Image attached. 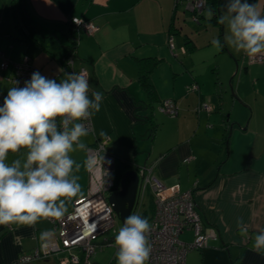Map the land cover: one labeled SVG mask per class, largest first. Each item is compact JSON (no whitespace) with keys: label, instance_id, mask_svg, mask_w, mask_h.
I'll return each instance as SVG.
<instances>
[{"label":"crops","instance_id":"0c3cea01","mask_svg":"<svg viewBox=\"0 0 264 264\" xmlns=\"http://www.w3.org/2000/svg\"><path fill=\"white\" fill-rule=\"evenodd\" d=\"M211 1L196 19L187 0H0V64L28 56L41 75L59 82L66 73L70 19L93 22V34L79 28L74 57L75 69L87 71L89 95H104L89 135L82 138L88 148L108 138L107 151L120 172L154 165L162 185L193 191L202 224L217 237L189 251L184 264H264V255L252 250L264 227V63L227 45L220 50L212 45L215 38L223 44L225 28L206 10L212 8L219 18L226 0ZM249 2L264 10V0ZM147 72L154 90L149 97L140 82ZM11 75V67L0 69V106L14 87L6 80ZM230 78L233 95L222 89V79ZM165 99L174 100L177 114L161 115L157 109L152 134L146 117ZM204 103L213 108L210 113L194 111ZM89 154L72 155L82 163ZM14 158L10 153L8 162ZM78 175L82 194L66 202L65 214L86 194L87 169L82 166ZM151 202L148 197L141 212L148 220ZM237 217L247 225L246 236L237 229ZM44 230L52 227L43 219L34 226H0V264L47 249L39 239ZM181 239L190 242L192 232ZM54 241L55 235L49 242Z\"/></svg>","mask_w":264,"mask_h":264},{"label":"clouds","instance_id":"9594fccd","mask_svg":"<svg viewBox=\"0 0 264 264\" xmlns=\"http://www.w3.org/2000/svg\"><path fill=\"white\" fill-rule=\"evenodd\" d=\"M212 8L206 10L210 19ZM218 23L225 28L223 44L249 60L264 55V10L249 0H226ZM8 89L0 106V226H34L48 219L59 220L67 211L66 202L82 194L78 173L82 166L92 170L96 155L81 163L73 158L78 151L90 152L84 139L89 135L86 121L101 110L102 92L89 95L85 74L64 73L57 82L33 72L24 86ZM105 133L100 132L103 136ZM23 150V151H22ZM17 158L8 162L9 154ZM104 161V156L102 158ZM241 235L248 229L243 217L236 218ZM152 226L146 217L130 214L115 235L117 264H148ZM52 230L40 233L41 246L53 239ZM252 250L264 255V227L252 240Z\"/></svg>","mask_w":264,"mask_h":264},{"label":"built area","instance_id":"2783aa9c","mask_svg":"<svg viewBox=\"0 0 264 264\" xmlns=\"http://www.w3.org/2000/svg\"><path fill=\"white\" fill-rule=\"evenodd\" d=\"M187 7L197 19L207 7V0H187ZM70 21L77 32L79 28H83L88 34H93L97 29L93 22L79 17H72ZM77 44L78 38L76 37L72 50L65 57L64 69L66 73H83L87 78V71L84 67L78 69L74 67ZM170 47L173 48L172 43ZM251 62L264 63V55H258ZM8 67H11L12 75L6 80L14 86L18 81L20 87H23L24 82L31 78L33 72H39L28 56H23L18 62L8 60L1 62V70ZM195 109L197 113L213 110L206 103L200 104ZM158 111L174 116L177 114V107L174 100L165 99L158 106ZM85 123L90 130V120ZM108 141V138L99 139L90 149V154L98 157V163L92 170H87L86 194L76 198L71 210L59 220L48 219L55 233V241L48 242L45 250L38 247L31 253L21 254L14 264H31L36 260L48 258L53 253L63 252L67 253V256L60 258L57 264H91L94 262L98 248L95 243L96 239L112 229L118 218L109 200V196L118 191L119 183L115 180V157L107 151ZM103 156L104 161L99 159ZM137 169L139 183L130 214L141 215L146 205V198L151 197L152 213L149 222L152 226L150 235L152 252L148 263L184 264L187 253L207 247L208 241L217 237L216 231L212 228H205L202 224L192 190L182 192L177 187H165L153 174L154 165H143ZM186 231L192 232L190 242H184L181 239V235ZM73 250H78L80 254H74ZM116 252L115 247V254Z\"/></svg>","mask_w":264,"mask_h":264},{"label":"water","instance_id":"95a60500","mask_svg":"<svg viewBox=\"0 0 264 264\" xmlns=\"http://www.w3.org/2000/svg\"><path fill=\"white\" fill-rule=\"evenodd\" d=\"M232 89V88H231ZM139 183L138 169L135 170H126L122 173L119 189L118 191L113 192L109 196L110 202L113 204L114 211L117 214L118 219L120 220L122 226L124 218L130 215L131 210L134 205L136 192ZM115 236L110 237L107 240H103L100 243H96L98 246L109 245L114 243ZM91 264H100L94 261Z\"/></svg>","mask_w":264,"mask_h":264},{"label":"rangeland","instance_id":"374dc122","mask_svg":"<svg viewBox=\"0 0 264 264\" xmlns=\"http://www.w3.org/2000/svg\"><path fill=\"white\" fill-rule=\"evenodd\" d=\"M221 82H222V89L224 90V92H226L227 94L233 95L234 92H233V86H232L231 78L228 79V81H224L222 79ZM153 112H154V115H160L161 114V113L160 114L158 113L156 105L153 107ZM227 114H228V112H227ZM120 178H121V176L119 177V179ZM115 180L117 181L118 179L115 178ZM147 198H146V200H147ZM120 227H122V224H121L120 220L117 218L116 222H115V226L112 229L103 233L101 236H99L96 239L95 243H100L104 239H109L110 237L115 236L118 233V230ZM73 253L78 254V255L80 254V252L78 250H73ZM114 254H115L114 243L109 244V245L98 246L97 252H96L95 257H94V261H96L100 264H111L110 261H111V258L113 257ZM66 256H67V253H65V252L59 253V254L53 253L49 257V259H50L49 262L46 264H57V262L60 258H64ZM116 262H114V263H116Z\"/></svg>","mask_w":264,"mask_h":264},{"label":"trees","instance_id":"16d2710c","mask_svg":"<svg viewBox=\"0 0 264 264\" xmlns=\"http://www.w3.org/2000/svg\"><path fill=\"white\" fill-rule=\"evenodd\" d=\"M210 4H212V1L210 2V0H207V6L208 5H210ZM207 8V7H206ZM205 8V9H206ZM215 21H217L218 22V15L216 14V15H214V17H212ZM70 24L73 26V30H72V38L70 39V41H69V43H68V45H67V49H68V52L70 51V50H72V48H73V45H74V43H75V41H76V35H77V31L75 30V28H74V25L71 23V21H70ZM188 44H189V41H188ZM148 72L147 73H145V74H142L141 76H140V82H141V85L143 86V88L145 89V91L147 92V94H148V97L149 96H151L153 93H154V90H153V88H152V85H151V83H150V81H149V79H148ZM161 104V103H160ZM159 104V105H160ZM158 105V106H159ZM150 106V105H149ZM153 107L151 106V108L149 109V111L151 112V114L150 115H148L146 118H147V121L149 122V124H150V130H151V133L153 134V132H154V130H155V127L158 125L156 122H155V119H154V112H153V109H152ZM157 109H158V107H157ZM194 111L196 112V109H194ZM206 113H210V112H206ZM114 171H115V178L116 179H118L116 182L117 183H119L120 182V179H119V177L121 176V174H122V172H120L119 171V166H118V164H117V161H116V159H115V165H114ZM115 260H117L116 259V254L114 255V257L112 258V260H111V262H113V261H115Z\"/></svg>","mask_w":264,"mask_h":264}]
</instances>
